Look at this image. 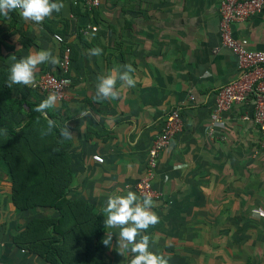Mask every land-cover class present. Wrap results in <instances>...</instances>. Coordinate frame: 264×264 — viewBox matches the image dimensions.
<instances>
[{
	"label": "crops",
	"instance_id": "0c3cea01",
	"mask_svg": "<svg viewBox=\"0 0 264 264\" xmlns=\"http://www.w3.org/2000/svg\"><path fill=\"white\" fill-rule=\"evenodd\" d=\"M218 1L102 0L86 10L80 0H57L64 8L40 24L18 10L0 16L3 76L9 77L12 56L50 49L58 57L52 33L68 41V85L48 113L74 134L71 141L60 136L70 194L104 219L109 196L136 193L146 150L168 110L179 107L181 130L159 153L151 182L160 222L144 233L155 241L150 250L170 257L169 264H264V152L252 121L241 118L250 103L232 106L224 126L208 131L216 90L238 74L234 56L219 46ZM85 24L96 29L81 35L77 30ZM231 34L264 50V9L232 23ZM93 47L102 55H88ZM128 63L136 86L122 89L118 100L97 101L98 77ZM43 72L56 73V65H40L36 78ZM10 91L37 104L49 95L21 84ZM8 171L0 160V264H46L13 243L22 215L33 214L12 203ZM109 231L114 234L106 247L118 252L119 229L104 227L103 239Z\"/></svg>",
	"mask_w": 264,
	"mask_h": 264
},
{
	"label": "trees",
	"instance_id": "16d2710c",
	"mask_svg": "<svg viewBox=\"0 0 264 264\" xmlns=\"http://www.w3.org/2000/svg\"><path fill=\"white\" fill-rule=\"evenodd\" d=\"M2 74L0 73V130L3 133L6 130L5 135L7 137L0 138V157L5 159L10 176L15 177L16 174L23 173L24 179L21 181V185L15 183L17 190L15 185H12L13 192L17 193L18 200L13 195L11 201L20 211L38 207L40 209L47 208L53 213L51 218L47 217L50 222L52 240L42 244L40 251L33 250L32 252L49 264H66L68 259L63 257L56 249L54 244L56 240L53 239H61L64 244L70 240L75 244L74 252L79 256V258L76 257L77 264H101L104 218L100 213L94 212L91 205L73 198L70 194V173L67 169V159L60 140L55 141L54 137L53 142L50 144L51 147L46 146L45 143V146L49 148V151H46L45 154L37 155V157L30 154L28 166L26 165V167L21 165L22 161L18 159V154L11 149V140L9 139L18 127L23 129L21 139L28 146L32 138L41 135V129L46 127V119L42 113L35 111L38 104L26 100L25 97L23 99L16 97L9 102L8 77ZM12 102L14 106L11 104ZM7 107H13V110L22 114L19 125H15L7 116ZM47 115L48 118L55 120L51 114L47 113ZM53 133L60 138L59 128L54 129ZM44 137L47 136L41 135L45 142ZM1 144L3 145L1 146ZM45 146L42 145L44 149ZM29 169L36 170L40 174L41 180L39 181L40 178H38L37 185L26 186ZM38 189L49 192L48 198L45 200L33 199L32 196L38 193ZM33 219L31 218L29 221ZM68 223L69 225L66 226ZM15 243L18 244V242Z\"/></svg>",
	"mask_w": 264,
	"mask_h": 264
},
{
	"label": "built area",
	"instance_id": "2783aa9c",
	"mask_svg": "<svg viewBox=\"0 0 264 264\" xmlns=\"http://www.w3.org/2000/svg\"><path fill=\"white\" fill-rule=\"evenodd\" d=\"M80 1L86 10L96 8L102 2V0ZM217 9L219 46L226 48L234 56L238 74L216 90L210 111L208 131L214 132L224 126L225 113L232 106L249 102L250 112L244 113L241 118L252 121L258 132L256 144L258 149L264 152V50L250 48L246 39H236L231 34V24L247 20L262 11L264 0H219ZM95 29V26L85 24L80 26L77 32L85 35ZM51 38L59 47V63L56 65V73L43 72L36 78L35 85L30 87L48 94L55 92L58 100H61L68 85L70 45L59 33H52ZM216 51L217 47L212 48V52ZM193 98L192 94L188 95L191 101ZM181 126L179 107L169 109L159 132L152 138L146 150L143 173L134 183V190L139 196L156 197L151 182L155 175L158 155L168 146L173 136L181 130ZM91 159L97 162L102 161V157L97 154L91 155Z\"/></svg>",
	"mask_w": 264,
	"mask_h": 264
},
{
	"label": "clouds",
	"instance_id": "9594fccd",
	"mask_svg": "<svg viewBox=\"0 0 264 264\" xmlns=\"http://www.w3.org/2000/svg\"><path fill=\"white\" fill-rule=\"evenodd\" d=\"M64 8L62 2L57 0H0V16L10 18V14L19 11L25 20L42 23L45 19L51 18L53 13L60 12ZM103 49L93 47L88 50L90 56H100ZM14 61L9 69L7 86L12 88L14 84L34 86L36 74L42 64L57 65L59 59L52 54L50 49H41L29 53L26 57ZM135 68L131 63L117 65L107 74L98 77L96 84V99L118 100L124 88H134L136 79L134 77ZM119 83V86H118ZM58 103V96L55 92L50 93L36 107L35 111L42 113L46 119V127L41 129V135L47 136L54 129L59 128V134L64 140L71 141L74 134L68 129L66 124H57L53 119L48 118V110L54 109ZM6 134V130H4ZM155 206L150 195L142 198L133 191H128L125 195H111L107 198L106 206L101 210L105 215L104 227L108 229H119V254L124 256L132 254L129 264H169L170 257L155 253L150 250V237L146 233L150 226H155L160 222V218L152 211ZM113 232L105 233L103 244L110 247ZM139 237V239H138ZM117 238V237H116Z\"/></svg>",
	"mask_w": 264,
	"mask_h": 264
},
{
	"label": "rangeland",
	"instance_id": "374dc122",
	"mask_svg": "<svg viewBox=\"0 0 264 264\" xmlns=\"http://www.w3.org/2000/svg\"><path fill=\"white\" fill-rule=\"evenodd\" d=\"M19 97L20 99H23L25 96L21 95ZM8 98L10 102L11 100H14L16 96H14V94L11 93L10 91L8 94ZM11 104L14 106L13 102ZM7 109H8L7 111H8L9 118L12 120V122L15 125H19L21 122L22 114L19 111L13 110V107H9V108L7 107ZM22 135H23V129L21 127H18L15 133L11 136V139L9 140H11L10 141L11 149L15 151L16 154H18L19 156L18 159L22 161L21 165H23V167H26V165L28 166L30 154H34L36 157L37 155L45 154L46 151H49L48 147L49 146L51 147L50 144L53 142L54 137H55V141L60 140V138L54 135V133L52 132L51 134L47 135L46 138L44 137L45 142L41 138V135L37 137L35 136L34 138H32V140H30V143L27 146L21 139ZM4 136L7 137V135H5V133H3L0 130V138ZM45 143L47 144L46 146L48 147L45 146ZM2 145L3 144H1V146ZM42 145L45 146V149L42 147ZM0 160H3L5 162V159H3L2 157H0ZM7 175H8V181L11 185L10 199H11V196L13 197V195H15L16 200H18L17 193L13 192L14 189L12 188V185L13 184L15 185V183L16 184L18 183L19 185H21V181L24 180L23 173H18V175L16 174V176L14 177V176H10V173L8 171ZM27 175L28 177L26 180L27 182L26 186H31V185L33 186V184L37 185L38 182L41 180L40 174L36 170L29 169L27 172ZM38 178H40L39 181H37ZM15 188L17 190V185H15ZM37 188H41V187H37ZM38 190H39L38 193L35 196H32L33 199L45 200L48 198L49 192L47 191L45 192L42 189H38ZM28 210H30L33 216L27 214V217L25 216V218H23V215H22L20 222L17 225V229H16L17 232L15 233V236H13V243L15 247L20 249L23 253L34 254L32 252L33 250L40 251L41 245L48 243L53 238L50 232V225H49L50 222L47 219V217L51 218L53 213L51 212V210L47 208L40 209L38 207H32V208H29ZM23 212L24 211L22 210L21 213ZM31 218H34V219L32 221H29ZM69 223L66 226H68ZM14 240L15 242H18V244H16ZM53 240H56L54 243L56 249L62 254L63 257H66L68 259L66 264H77L78 260L76 257L79 258V256L78 254L74 252L75 244L71 242L70 240L68 241V243L65 241L66 244H64L63 241L58 238H55ZM36 256L42 260V258H40L38 255ZM131 258H132L131 253H127L124 256H122L119 254V252L112 253L107 247L106 248L103 247L101 264H129V261ZM45 263L49 264L47 262Z\"/></svg>",
	"mask_w": 264,
	"mask_h": 264
}]
</instances>
